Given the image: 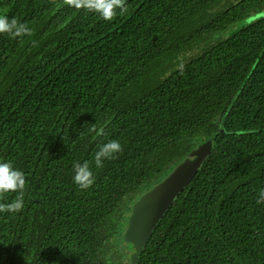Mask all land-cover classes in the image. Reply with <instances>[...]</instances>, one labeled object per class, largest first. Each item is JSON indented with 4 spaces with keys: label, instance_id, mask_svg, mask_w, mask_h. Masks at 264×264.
<instances>
[{
    "label": "trees",
    "instance_id": "16d2710c",
    "mask_svg": "<svg viewBox=\"0 0 264 264\" xmlns=\"http://www.w3.org/2000/svg\"><path fill=\"white\" fill-rule=\"evenodd\" d=\"M222 1L126 0L108 22L63 0H0L33 33L0 34V162L26 177L23 209L0 212V264H98L117 206L203 141L137 264H264V0L214 13ZM110 140L123 150L97 168ZM84 161L87 190L73 182Z\"/></svg>",
    "mask_w": 264,
    "mask_h": 264
},
{
    "label": "clouds",
    "instance_id": "9594fccd",
    "mask_svg": "<svg viewBox=\"0 0 264 264\" xmlns=\"http://www.w3.org/2000/svg\"><path fill=\"white\" fill-rule=\"evenodd\" d=\"M56 7L62 5L59 0H53ZM63 5L85 10L90 13L98 14L105 21L111 22L117 16V9L120 14L127 12L126 0H63ZM0 34H7L12 38L22 37L23 35H32V30L26 24L20 23L16 18L8 19L6 15H0ZM97 132L96 128L91 129ZM103 129L97 132V135H103ZM122 145L119 141L110 140L99 146L96 152L94 162L97 168L104 166V160L116 158V154L122 152ZM73 182L81 189L87 190L95 182V177L91 171L88 161L75 163L73 165ZM26 186L25 174L15 169L10 162H0V199L9 192L18 193L13 202L0 203V212L19 213L24 207V189ZM257 203H264V190L259 193Z\"/></svg>",
    "mask_w": 264,
    "mask_h": 264
},
{
    "label": "water",
    "instance_id": "95a60500",
    "mask_svg": "<svg viewBox=\"0 0 264 264\" xmlns=\"http://www.w3.org/2000/svg\"><path fill=\"white\" fill-rule=\"evenodd\" d=\"M211 143L203 141L178 165L164 181L139 199L132 210L126 229V242L133 246L135 259L151 237L156 226L167 215L175 200L187 188L211 151ZM137 259L131 261L137 264ZM129 264V263H128Z\"/></svg>",
    "mask_w": 264,
    "mask_h": 264
},
{
    "label": "rangeland",
    "instance_id": "374dc122",
    "mask_svg": "<svg viewBox=\"0 0 264 264\" xmlns=\"http://www.w3.org/2000/svg\"><path fill=\"white\" fill-rule=\"evenodd\" d=\"M239 1V0H238ZM235 3V0H224L219 3V5L214 9V13L222 10H226ZM260 15H254L256 19ZM252 19V18H251ZM247 22H241L237 24V27L232 29H227L224 34L219 35H207L203 37L186 55L180 58V61H184L187 57L193 55L197 50L200 51L203 48L211 45L216 39L222 40L227 39L230 35L243 28ZM199 140V139H195ZM176 163H171L167 170L159 175L156 179H153L149 183L140 187L134 193L127 196L118 206L113 215H111L105 222L102 230V236L105 239L104 245L100 250L99 262L98 264H130L131 261L135 260L133 253V246L126 242V228L129 225L132 210L136 203L141 197L150 192L158 184L166 179V177L176 168ZM171 171V172H170ZM132 264H134L132 262Z\"/></svg>",
    "mask_w": 264,
    "mask_h": 264
},
{
    "label": "flooded vegetation",
    "instance_id": "af4514ba",
    "mask_svg": "<svg viewBox=\"0 0 264 264\" xmlns=\"http://www.w3.org/2000/svg\"><path fill=\"white\" fill-rule=\"evenodd\" d=\"M127 229V228H126Z\"/></svg>",
    "mask_w": 264,
    "mask_h": 264
}]
</instances>
